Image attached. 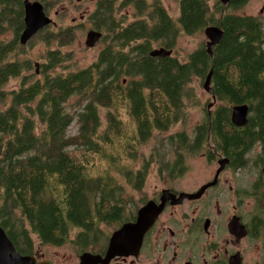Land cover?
Instances as JSON below:
<instances>
[{
  "label": "trees",
  "instance_id": "trees-1",
  "mask_svg": "<svg viewBox=\"0 0 264 264\" xmlns=\"http://www.w3.org/2000/svg\"><path fill=\"white\" fill-rule=\"evenodd\" d=\"M142 2L143 19L127 28L118 29L109 15H100L102 40L112 37L118 51L105 46L91 65L51 74L65 60L54 51L39 79L0 91V227L18 253L33 248V237L43 245L72 241L86 246L99 240L100 224L124 218L129 204L124 188L141 191L156 159L150 156L130 173L121 156L135 161L137 149L154 134L185 120L188 102L194 100V79L204 82L212 70L210 89L231 106L261 89L264 25L257 17L236 14L249 0H230L225 6L219 0H178L174 21L159 0ZM214 27L223 38L211 56L201 44L183 62L177 59L180 34L204 35ZM10 47L0 44V62ZM156 49L171 55L151 56ZM28 67L17 62L1 66L0 89ZM121 108L126 121L118 115ZM101 110H106L104 128ZM72 124L77 132L69 135ZM192 133L191 141L185 133L169 136L173 160L157 161L159 172L184 171L181 152L200 151L204 123ZM118 140L120 149L114 148ZM92 157L115 169L123 183L109 172L92 174Z\"/></svg>",
  "mask_w": 264,
  "mask_h": 264
},
{
  "label": "flooded vegetation",
  "instance_id": "flooded-vegetation-1",
  "mask_svg": "<svg viewBox=\"0 0 264 264\" xmlns=\"http://www.w3.org/2000/svg\"><path fill=\"white\" fill-rule=\"evenodd\" d=\"M138 1L0 0V44L12 49L6 53L0 67L17 62L8 61V58L35 39L43 38V44L48 47L45 63L35 62L32 74L35 77L33 80L39 79L52 56L50 53L57 51L63 59L61 51L73 45L74 40L69 39L74 34L85 31V45L88 32L99 33L100 38L90 49L103 42V34L98 29L103 23L100 15H109L118 29L143 19ZM130 8L135 10V19L123 25V21L130 16ZM123 10L125 13L119 15ZM69 14L70 22L61 23ZM27 15L36 18L37 24L43 21L36 33L22 44L20 39L26 29ZM9 35L10 40H2ZM111 38L105 40L108 42L106 46L118 51V42L115 44ZM122 51L126 53V47ZM24 62L31 70V63ZM61 63L49 72L56 74ZM262 78L258 94L248 95L244 98L245 102L232 106L215 95L213 90H204L211 102L204 107L203 121L199 123H204V141L199 149L204 151V182L200 186L185 191L164 185L158 189L155 185L152 196L128 210L124 218L111 224H100L98 241L86 246L66 242L64 244L72 249L69 253L58 255L57 252L50 254L44 251V247L60 248L64 244L43 245L37 240L39 246L32 244L30 251L19 254L32 258L34 264H264V75ZM245 93L243 91L239 95L245 96ZM236 106H246V122L242 126L231 121V111ZM183 172L163 171L161 182L165 175L173 179L179 178ZM203 186L202 194L195 199L167 201L143 235L138 248L107 256L111 235L123 224L135 222L138 210L146 202L159 204L163 190H168L178 199L182 193L196 194ZM127 246L131 247L130 244Z\"/></svg>",
  "mask_w": 264,
  "mask_h": 264
},
{
  "label": "rangeland",
  "instance_id": "rangeland-1",
  "mask_svg": "<svg viewBox=\"0 0 264 264\" xmlns=\"http://www.w3.org/2000/svg\"><path fill=\"white\" fill-rule=\"evenodd\" d=\"M144 2L150 3L151 0H144ZM144 2L142 3L144 4ZM161 5L164 7L165 11L173 21L177 19V17L179 16L178 1L161 0ZM128 12L130 16L126 18L125 21H123V25L129 24L135 19V10L130 8L128 9ZM123 13H125L124 10L121 11L119 15ZM236 14L257 17L264 25V0H249V2L242 9L236 11ZM70 18L71 14L67 15L60 22H70ZM84 34L85 31H81L79 34H74L73 37L69 39L70 41L74 40V43L73 45L71 44L72 46L66 47L61 51V53L64 54L63 57L65 60H63L59 65L60 68L56 70V73L66 74L71 71H78L91 65L95 62L98 54L108 44V42L103 41L97 44L92 49L86 48L83 42ZM10 39L11 35H9L7 39L2 38V40L5 41ZM206 41V37L205 35H203V33L194 36H186L184 34H180L175 41L176 44L174 48L176 50L177 59L180 62H183L188 54L197 49L201 44H205ZM43 43V38L35 39L32 43H30L22 50H16V52L8 58V61L16 60L18 63L22 64L25 63L24 61H29L32 68L31 70H29L30 67H28L29 71H23L18 78L10 79L6 83V85L3 86L2 89H0V91L9 92L18 89V86L21 84L22 77L28 78L24 80L26 82L35 79V77L32 76V74H34V63H45L44 58L46 57V54L48 52V47ZM203 83L204 82H200L194 79V100L188 102V108L186 110V116L183 122L177 123L166 133H162L160 135L154 134L149 141H147L144 145L137 149V159L135 161L121 156V165L124 168L129 169L127 172L130 173L139 170L141 166L150 159V156H153L156 159L155 161H153V163H150L149 171L141 191L135 192L131 189H128L127 187L124 188L123 196L124 199L129 203L125 206L126 212H128V210H130L132 207L140 205L142 201H146L147 199H149L153 194L155 185H157L158 189H160L164 185L167 187H174V189L176 190L183 189L185 191H191L204 182V155L202 154L204 152L203 150L197 151L195 153H188L186 151L181 152L184 157V172L180 175L179 178L171 179L168 175H165L164 180L161 182L163 172H159V164L157 163V161L166 158L170 161L173 160L174 143H167L169 136L176 133H185L188 138H192L194 127L200 125L199 123L203 121L204 107L211 102L209 95L203 89ZM72 99L69 101L70 104L74 101V99ZM105 113L106 110L100 111V118L102 120L101 128H104V126H106ZM118 115L119 117H121V121L127 120L125 109L121 108L118 112ZM76 132V124H72L69 127L68 133L69 135H74ZM121 146V142L120 140H118L116 141L114 148L120 149ZM91 161L94 164L92 171L90 170L92 174H97L98 172H100V174H106L107 172H109L111 176H113L114 179L117 180V182L123 183V179L118 175L115 169H110L106 162L101 161L97 157H92ZM33 242L34 247L39 246L36 237H33ZM70 249H72V247L67 244H64V246H61L60 248L44 247V251L50 252V254L57 252L59 253L58 255L69 253Z\"/></svg>",
  "mask_w": 264,
  "mask_h": 264
},
{
  "label": "water",
  "instance_id": "water-1",
  "mask_svg": "<svg viewBox=\"0 0 264 264\" xmlns=\"http://www.w3.org/2000/svg\"><path fill=\"white\" fill-rule=\"evenodd\" d=\"M221 4L226 5L230 0H219ZM29 18V19H28ZM26 29L24 30L20 42L24 44L36 31L41 27L42 21L35 23L36 18H32L30 15L26 16ZM44 24V23H43ZM204 35L206 37V50L211 56V48L219 44L223 38V32L218 28L205 29ZM210 35H213L212 37ZM100 34L97 32L90 31L86 36L85 46L93 47L94 44L100 38ZM153 57H164L170 56L171 51L159 49L151 53ZM36 67L38 65L36 64ZM212 70L207 74L203 83V89L209 91L210 80ZM237 111L240 113V118L237 116ZM231 121L237 126H242L246 122V106H236L231 111ZM204 190V186L193 195L180 194V197H176L168 190L161 192L160 203L156 204L154 201H148L144 204L137 212L136 220L133 223H126L121 226L120 229L116 230L110 237L109 247L107 256H113L115 254H121L131 252L132 248H138L141 244L143 235L154 223L157 216L163 210L164 205L167 201L179 202L182 198L195 199L199 197ZM124 245V246H121ZM131 245V247L127 245ZM0 264H34V261L30 257L21 256L15 249L12 242L9 240L4 230L0 227Z\"/></svg>",
  "mask_w": 264,
  "mask_h": 264
},
{
  "label": "bare ground",
  "instance_id": "bare-ground-1",
  "mask_svg": "<svg viewBox=\"0 0 264 264\" xmlns=\"http://www.w3.org/2000/svg\"><path fill=\"white\" fill-rule=\"evenodd\" d=\"M226 5H227V4H226ZM224 6H225V5H224ZM214 28H216V27H214ZM218 29H219V28H218ZM210 36L212 37L213 35H210ZM158 50H159V49H158ZM154 51H156V50H154ZM154 51H152V52H154ZM152 52H151V53H152ZM151 56H152V55H151ZM37 65H38V64H37ZM236 114H237L238 117L240 116V113H239L238 111H237ZM239 118H240V117H239ZM121 246H124V245L121 244Z\"/></svg>",
  "mask_w": 264,
  "mask_h": 264
}]
</instances>
